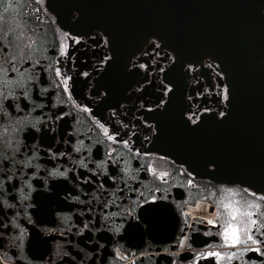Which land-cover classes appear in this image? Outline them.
<instances>
[{
    "label": "flooded vegetation",
    "instance_id": "af4514ba",
    "mask_svg": "<svg viewBox=\"0 0 264 264\" xmlns=\"http://www.w3.org/2000/svg\"><path fill=\"white\" fill-rule=\"evenodd\" d=\"M7 2L0 0V47L11 43L8 56L16 55L18 58L20 47H23L25 65L16 63L17 69L41 60L45 71L37 75L44 77L43 84L48 91L41 94L36 103L45 99L51 103L41 110L21 98V106L28 103V107L23 112L12 111L10 116L0 119V161L8 158L4 161L11 165L7 174L14 177L9 182L13 185L11 190L0 195V201L8 200V204L0 203V218L8 228L7 231L0 228L4 231V236L0 237V264H61V255H58L61 250L71 255L79 253L75 261H71L70 256L65 257L63 264H172V261L175 264H217L214 258H197L195 255L196 252L225 250L222 237L218 235L222 221L211 225L204 217L219 220L216 211L222 199L241 203L249 199L242 192L236 196L222 192L220 185L237 190L245 186L216 182L194 173L189 177L191 172L184 165L159 152L156 145L158 134L149 128L154 123L157 126L167 123L174 114L185 119L183 113L189 110L196 112L197 109L216 107L219 89L215 85L219 78L213 69L207 67L208 59L204 58L203 65L187 76L182 72L184 61L177 59L172 71L166 73L176 84L171 108L158 110L155 107L159 103L157 97H167L161 96L160 79L151 70L153 65L149 57L143 55L145 52L152 55L148 43L152 38L131 51L126 47L117 51L112 44L114 58L104 70L97 64V59L108 53L109 48L92 47L94 37L102 31L81 24L79 27H61L48 9V0H11L13 7H7ZM77 17L78 14L73 12L69 20L76 22ZM61 30L73 35L87 32V37L79 43L69 42L68 51L75 50L74 57L56 55ZM29 41H32L31 48L27 47ZM163 49L161 44V56ZM29 52L30 60L27 57ZM8 56L0 52V69L4 70L0 71V86L8 77L16 79L19 76L18 71L11 70ZM133 56L148 64L149 68L128 67L135 62L130 61ZM57 60L59 65L55 63ZM49 64L53 68L60 67L63 74L71 77L67 93L63 91L61 78L49 70ZM32 71L26 68L27 73ZM83 72L89 75L84 76ZM140 84L143 87L137 90ZM30 92L36 99V90L30 88ZM188 96L192 99L188 100ZM42 111L48 116L52 113L59 115L61 111L64 115L59 120H45L43 116L37 120ZM199 114L201 117L211 116L206 112ZM97 120L109 129L108 134L119 132L120 135L109 141ZM18 123L23 124V131L14 132ZM32 124L36 128H32ZM44 125H48L47 136H43ZM29 132L36 133L33 140L27 139ZM121 139L129 140V146L119 143ZM49 147L52 152L47 151ZM75 148L80 151H74ZM109 148L114 151L109 153ZM135 149L148 155L137 157ZM32 152L37 155L29 161ZM100 160L105 164L97 168ZM121 160L125 163H120ZM4 163H0V168ZM85 163L87 168L83 166ZM149 164L154 172L148 170ZM37 165L42 167L37 169ZM125 167L129 168L128 173L123 172ZM53 168L57 171L67 168V176L50 175ZM20 169H23V174H20ZM105 169L109 178L103 174ZM33 171H37V176H31ZM165 172L168 175L161 176ZM112 176L116 179H111ZM189 178L193 180L191 185L187 183ZM25 180L32 185L31 190ZM118 189L123 190L126 200L121 199ZM149 192L168 207L153 216L151 226L143 223L138 231L117 233L116 224L131 219L126 212L133 207L140 193L147 199ZM73 196H78L79 200H73ZM259 203L261 209H253V212L261 224L264 217L256 213L264 211V202ZM219 210L225 211L223 208ZM113 212L117 215L112 216ZM135 212L138 208H133ZM105 213L109 215L106 217ZM86 223L89 227L81 232ZM253 232L255 234V228ZM182 238L183 244L180 243ZM241 246L246 245H238ZM246 257L264 260L252 252L246 253ZM230 264H243V261L234 259Z\"/></svg>",
    "mask_w": 264,
    "mask_h": 264
},
{
    "label": "water",
    "instance_id": "95a60500",
    "mask_svg": "<svg viewBox=\"0 0 264 264\" xmlns=\"http://www.w3.org/2000/svg\"><path fill=\"white\" fill-rule=\"evenodd\" d=\"M47 5L63 28L81 24L110 33L117 51L134 50L155 34L163 46L177 50L178 60L217 58L232 89L229 115L203 116L202 124L190 128L174 114L158 124L157 148L199 177L264 189V0H48ZM73 12L76 22L69 20ZM212 161L217 168L208 166Z\"/></svg>",
    "mask_w": 264,
    "mask_h": 264
},
{
    "label": "snow or ice",
    "instance_id": "6c2138e0",
    "mask_svg": "<svg viewBox=\"0 0 264 264\" xmlns=\"http://www.w3.org/2000/svg\"><path fill=\"white\" fill-rule=\"evenodd\" d=\"M7 7H13L11 0H8ZM150 36L152 37V40L148 43L152 55L149 56L148 52H145L143 55L149 57L153 65L151 70L155 72L157 74V77L160 79L161 96L167 97V99L157 97L159 103L155 105V107L158 110H163L166 109L168 104L171 102V98L176 90L175 81L172 78H170L169 75H166V73H170L172 69L175 67L177 61V50L175 48H171L170 46L164 44L163 56H161V51H162L161 43H164V41L155 34H152ZM85 37H87V32L83 33V35L81 34L73 35L71 32H65L61 30L59 47L56 55L74 57L75 50H73L71 53H69L68 51L69 42L73 44L79 43ZM31 45H32V41H29L27 47L31 48ZM11 46H12L11 43L3 45V47H0V52L8 56L9 48ZM97 46L109 48L108 53L104 54L102 57H99L97 59V64L100 65L101 69L106 70L107 67L110 66V62L113 61L114 58L112 51L111 34L107 33L106 31H103L100 34L96 35L94 37V42L92 44V47H97ZM17 47H19V45H17ZM169 49H171V53H174V55L170 54ZM27 57L29 60L31 59V52L27 54ZM204 58H207L209 61L207 67L213 69L215 71L216 77L219 78L218 83L215 85V87L219 89V91L217 92V103L215 108H201V109H197L196 112L189 110L183 113L184 117H186L184 119L185 124L190 128L198 127L200 124L203 123V120L199 114L200 112L211 113V116H215L217 119L226 118L230 113V100L232 97V89L229 83L227 73L222 68L221 63L218 61L217 58H213L211 55H205L199 60H190V62H183L182 63L183 75L187 76L189 73L196 72L203 65ZM130 61H135L134 63H130L128 65V67L130 68H140V69L149 68L148 64L136 60L135 56L131 57ZM8 62H9V66L11 67V70L13 72L18 71L19 76L16 79L8 77L4 85L0 86V119L5 118L6 116H10L12 111L23 112L24 109L28 107V103H23V107H22L21 98H23V101H28L29 103L35 105V107H39L41 110L45 108L46 104L51 103L50 100L47 99L42 100L39 104L36 103V100L40 98L41 94L46 93L48 91L47 87L44 86L43 84L44 77L37 75V73H41L45 71L43 68V64L41 63V60L37 59L35 61V64L28 63L25 68L17 69L14 66L16 63L25 65L24 49L23 47H20L19 58L16 55H10L8 56ZM55 63L59 65L60 61L57 60ZM26 68H31L33 70L32 73L31 74L27 73ZM48 68L49 70L54 71L56 77L61 78L63 91L67 93L69 91L68 85H69V81L71 80V77L66 74H63L61 72L60 67L53 68V65L49 64ZM0 71H4V70L0 69ZM5 75H7L6 71H5ZM82 75L88 76L89 73L83 72ZM146 82L150 83V81L147 80ZM9 85H11V87ZM142 87H143L142 84L138 85L137 90H139V88ZM30 88L32 90H36V99L32 98ZM197 95H200V93H197ZM187 99L191 100L192 97L188 96ZM53 107H55V105H53ZM149 111H151V106L149 107ZM62 115H64L62 111L59 113V115L56 113H52L51 116L45 115L42 111L40 116H37L36 119L40 120L41 116H43V119L45 120H59ZM96 122L99 125V127L103 130V132L107 135V139L109 141L114 140L116 136L120 135L119 132L108 134L109 129L105 126V124L100 123L99 120H97ZM145 123H147V121H145ZM31 127L36 128V125L32 124ZM44 128L45 131L43 132V136H47L46 129L48 128V125H44ZM149 128L153 133L160 132V128L155 123L149 125ZM36 130L40 131L39 128H37ZM13 131L14 132L23 131V124L18 123L16 128L13 129ZM35 135H36L35 132H29L27 139L33 140L35 138ZM43 136L41 137V143L43 142ZM144 139H147V137H145ZM49 140H51V137H49ZM119 143L123 144L125 147H128L130 141L127 139H121ZM73 150L77 152L80 151V149L78 148H75ZM16 151L19 152L20 149L17 148ZM47 151L52 152L51 147H49ZM113 151L114 150L112 148L108 149L109 153H112ZM134 153L137 157L148 155V153H142L140 149H135ZM36 155H37L36 152H32V156L29 157V161H31L32 157H35ZM52 155L53 157H55L56 153L53 152ZM60 155L63 156L64 153L61 152ZM7 159H8L7 157H4V161H7ZM108 160L111 161L112 157L109 156ZM4 161H0V163H4ZM120 163H125V161L121 160ZM104 164L105 161L100 160L97 162L96 166L97 168H100ZM25 166H27V164H25ZM83 166L87 168L86 163ZM208 166L212 167L213 169L217 168L215 161L209 162ZM36 167L37 169H39V167H42V165H37ZM10 169H11V165L7 163H4V167L0 168V172L3 173V175H0V195H3L5 192H9L13 187V185H11L9 182L13 181L14 177L7 174ZM148 170L153 172L155 171V169L152 167L151 164L148 165ZM90 171L95 172L94 169H90ZM123 172L128 173L129 168L125 167L123 169ZM67 173H68L67 168H65L63 171H57L56 168H53L50 175L66 177ZM20 174H23V169H20ZM103 174L105 175L106 178H109L107 177L106 169ZM166 175H168V173L166 172L161 173V176H166ZM188 175L189 177H191L193 174L188 173ZM31 176H37V171H33L31 173ZM110 178L113 180L116 179L115 176H112ZM121 179H123V177ZM24 183L28 184V181L25 180ZM100 183L101 186L103 187V182L101 181ZM187 183L191 185L193 183V180L189 178ZM28 187L29 190L32 189V185L28 184ZM219 189L222 192H226L231 196H236L238 192H242L247 194L249 199L243 200L242 203L236 200L225 202L222 199L218 203L216 217H218L219 220L207 219V223L211 225H215L222 221L221 230L218 233V235L222 237L223 240L222 247H224L225 250L196 252L195 253L196 257L214 258L217 264H230V262L234 259L238 261H243V264H264V260L258 261L255 258L246 257V253L248 252H252L254 254H258L260 257H264V223L258 224L257 219L254 218V212H253V209L259 210L262 207L261 203L259 202H264V189H261L259 191H253L250 187H244L243 189L237 190L234 189L233 187H226L225 185H220ZM118 191L121 192V199L126 200L127 198L123 196V190L118 189ZM156 191H159V189H156ZM213 194H215V192H213ZM166 198L167 197H165V199ZM72 199L79 200V197L73 196ZM0 203L8 204V200L5 198L3 201H0ZM9 206L11 207V205ZM105 206H107V204ZM33 207L35 208V205H33ZM167 207L168 205L158 202L157 197L153 195L151 192L148 193L147 199L144 198L143 193H140V196L139 198L136 199V202L133 205V207H130L126 212V215L131 217V219L117 223L115 226V231L119 233L123 230L126 233H132L140 230L141 225L143 223H146L149 226H151L153 216L157 212ZM133 208H138V212H135L134 214ZM220 208H223L225 211H220L219 210ZM0 211H2V209H0ZM85 211H90V209H85ZM81 215H83V213H81ZM108 215H109L108 213H105L106 217ZM111 215L116 216L117 213L113 212L111 213ZM256 215H259L260 217H264V211H259L256 213ZM88 227L89 225L87 223L84 224L83 228L81 229V232H83V230L87 229ZM0 228H3L4 231L8 230L7 225L3 223L2 218H0ZM254 228H255V234L253 232ZM4 231H0V237L4 236ZM23 231L24 230L22 229L21 234L23 233ZM50 231H55V229H50ZM68 231H71V229H68ZM61 235H63V233H61ZM180 243L181 244L184 243L183 238L181 239ZM238 245H246V246L238 247ZM188 246L191 247V245ZM95 247L96 246L93 245V248ZM205 247L208 246L206 245ZM228 248L234 250H227ZM58 255H61V264H63V260L65 257L70 256L71 261H75L79 253H77L76 255H71L68 251L61 250V252L58 253ZM117 255H119L118 252ZM172 264H175V261H172Z\"/></svg>",
    "mask_w": 264,
    "mask_h": 264
},
{
    "label": "built area",
    "instance_id": "2783aa9c",
    "mask_svg": "<svg viewBox=\"0 0 264 264\" xmlns=\"http://www.w3.org/2000/svg\"><path fill=\"white\" fill-rule=\"evenodd\" d=\"M190 207V206H189ZM188 208V207H187ZM188 210H190V208H188ZM204 220L207 221V218L204 217Z\"/></svg>",
    "mask_w": 264,
    "mask_h": 264
},
{
    "label": "clouds",
    "instance_id": "9594fccd",
    "mask_svg": "<svg viewBox=\"0 0 264 264\" xmlns=\"http://www.w3.org/2000/svg\"><path fill=\"white\" fill-rule=\"evenodd\" d=\"M261 11L264 12V9H262Z\"/></svg>",
    "mask_w": 264,
    "mask_h": 264
}]
</instances>
